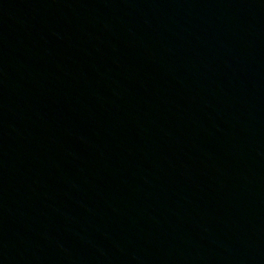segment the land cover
I'll return each instance as SVG.
<instances>
[{
  "label": "water",
  "instance_id": "95a60500",
  "mask_svg": "<svg viewBox=\"0 0 264 264\" xmlns=\"http://www.w3.org/2000/svg\"><path fill=\"white\" fill-rule=\"evenodd\" d=\"M0 264H264V0H0Z\"/></svg>",
  "mask_w": 264,
  "mask_h": 264
}]
</instances>
